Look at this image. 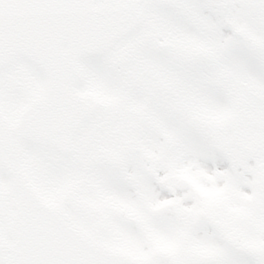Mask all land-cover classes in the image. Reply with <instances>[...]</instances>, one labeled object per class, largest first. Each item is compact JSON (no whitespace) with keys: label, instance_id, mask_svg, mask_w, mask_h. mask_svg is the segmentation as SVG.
Segmentation results:
<instances>
[{"label":"snow or ice","instance_id":"obj_1","mask_svg":"<svg viewBox=\"0 0 264 264\" xmlns=\"http://www.w3.org/2000/svg\"><path fill=\"white\" fill-rule=\"evenodd\" d=\"M0 264H264V0H0Z\"/></svg>","mask_w":264,"mask_h":264}]
</instances>
